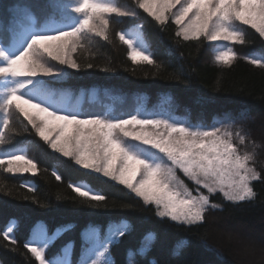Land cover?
<instances>
[{
	"label": "trees",
	"instance_id": "1",
	"mask_svg": "<svg viewBox=\"0 0 264 264\" xmlns=\"http://www.w3.org/2000/svg\"><path fill=\"white\" fill-rule=\"evenodd\" d=\"M115 1L136 5L137 16L110 15L106 33L109 40L93 36L71 55L81 65L79 70L51 61L63 69V74L40 78L47 92L63 94L69 89L98 88L129 95L146 93L152 100L165 94L167 103L208 125L219 117L237 115L232 131L244 127L250 132L245 145L239 147L242 152L253 153L252 166L260 174L252 183L255 195L247 201L233 202L222 193L212 194L211 201L219 208H209L205 219L192 225L159 218L154 204H145L126 186L88 171L71 157L51 149L30 125L29 131H23L27 121L21 115L14 119L13 130L3 131L13 137L10 143L16 145L9 150L23 151L36 162L37 172L8 173L6 166L0 165L1 264H39L25 247L29 240L35 241L33 246L41 245L42 241L36 239L39 231L49 244L47 264H61L60 255L70 241L75 245L71 261L82 264L76 258L87 249L85 238L90 230L120 222L128 225L126 232L130 234L109 246L106 258L114 264H160L165 253L156 246L158 233L152 230L164 233L173 253L168 255L171 264H264V67L251 63L254 58L264 60V37L250 26H242L243 44L212 42L204 37L185 41L176 35L180 26L171 13L160 24L139 8L137 0ZM16 3L0 0V14L5 9L11 12L10 6ZM35 22L33 18L32 25ZM121 32L126 39L140 37L141 48L151 53L153 63L139 57L132 61L131 48L119 39ZM227 50L235 53L232 60L224 63L216 59ZM89 63L93 68L86 67ZM77 186L104 195L105 201L100 203L109 207H93L98 202L91 195L80 196L75 192ZM240 226L251 231L245 233ZM6 229L16 238L15 244L4 238ZM105 240L100 237V245ZM179 253L183 255L178 262L175 254Z\"/></svg>",
	"mask_w": 264,
	"mask_h": 264
},
{
	"label": "snow or ice",
	"instance_id": "2",
	"mask_svg": "<svg viewBox=\"0 0 264 264\" xmlns=\"http://www.w3.org/2000/svg\"><path fill=\"white\" fill-rule=\"evenodd\" d=\"M137 4L160 24L167 19L165 12L180 4L171 15L180 26L176 35L185 41L204 37L212 42L243 44L242 26H250L264 37V0H184L182 4L181 0H137ZM10 7L11 12L5 9L0 14V129L13 130L14 119L22 115L27 121L23 131H29L30 125L51 149L71 157L84 169L126 186L145 204H154L157 217L173 222L192 225L203 221L209 208H219L218 204H210L209 195L199 189L195 195L189 191L177 179V168L209 194L222 193L227 201H247L255 195L251 182L258 180L260 174L252 166L253 153L240 150L250 135L244 127L236 132L216 125L205 130L174 118L172 111L160 118L139 114L82 116L79 111H57L38 99H51L40 78L63 74V69L51 61L79 70L81 65L71 57L76 47L91 41L93 36L109 40V20L104 14L135 17V11H123L110 0H17ZM22 18H34L36 22L24 27ZM119 39L131 48L132 61L139 57L153 63L151 53L141 48L140 37L126 39L121 32ZM234 55L227 50L216 59L227 63ZM251 63L264 67V60L254 58ZM86 67L91 69L93 64ZM128 138L140 143H130ZM12 139L7 131H0V165H5L8 173H34L37 165L31 159L23 152L9 150L16 148L10 143ZM261 139L264 140V132ZM19 161L28 166H16ZM75 192L82 197L91 195L98 202L93 207H109L100 203L105 201L104 195L91 194L79 186ZM127 228L125 223L112 229L103 246L91 250L82 264H101L100 258H104L102 264H114L106 258L109 246L129 235ZM152 231L158 233L156 246L165 253L160 264H171L168 255L173 253L164 233ZM4 238L12 244L17 242L7 229ZM36 238L42 241L39 247L33 246L34 240L26 241L25 247L39 264H47L48 241L43 234H36ZM69 244L74 248V242ZM175 255L179 262L183 253ZM63 264L75 262L65 259Z\"/></svg>",
	"mask_w": 264,
	"mask_h": 264
},
{
	"label": "rangeland",
	"instance_id": "3",
	"mask_svg": "<svg viewBox=\"0 0 264 264\" xmlns=\"http://www.w3.org/2000/svg\"><path fill=\"white\" fill-rule=\"evenodd\" d=\"M110 2L120 7L123 11H135L138 14V10L136 9L137 6L132 5L129 1L123 2L121 4H119L115 0H110ZM183 2L184 0H181V4ZM179 7L180 4H176L174 7L170 8L169 11L165 12V16L168 17L169 13L176 12L179 9ZM113 14L116 13H107L104 14V16L106 19H108L109 16ZM21 23L24 27H30L32 25L31 20H28L26 18H22ZM72 54L73 53H71V55ZM53 65H55V63ZM48 93L50 94L51 99H47V98H38V99H40L42 103L47 104L49 107L57 111H68V112L79 111L82 116H87L88 114H92V113L105 115V116H122V117H128L129 114H139L142 117L149 116V117L160 118L166 116L170 111H172L175 112L174 118L182 119L185 121L186 124H191L195 127H199L205 130L210 129L213 125H216L228 131H232L231 127L235 122V117H237V115H233V116L226 115L224 117H219L215 119L211 125H208L205 124L202 119L199 120L192 119V117L189 114H187L184 111H180L179 107H177L176 105L167 103L165 100L166 97L165 94H161L159 97H156L155 100H152V97L150 98V96L146 93H139V94L137 93V94L129 95L119 90H115L112 92H103L98 88L93 90L85 89L83 91H77L76 89H69L66 90L63 94L50 93V92ZM52 101L55 102L53 103ZM3 130L4 129H0V131ZM128 140L130 143L133 144L140 143L137 141H132L131 138H128ZM26 158L31 159L27 156ZM31 160L33 161V163L36 164V162L33 159ZM16 166L24 167L28 165H25L23 161H19L17 162ZM79 166L83 168V166L81 165ZM86 170L96 173L94 172V170H90V169H86ZM36 172H37V168L34 171V173ZM14 174H25V173L15 172ZM96 174L102 176L105 179L111 180L110 178L104 177L100 173H96ZM175 174L177 179L181 181L189 191H192L194 195L198 194L197 189H199V192H203L205 195H209L210 204L213 203L211 201V195L216 193L209 194L207 190L203 188L202 185L197 186L195 182L190 177L185 175L183 171L179 168L175 170ZM253 182L254 181L251 182V187ZM233 202H239V201H233ZM121 224H125V222L114 223L108 226L93 227L90 230V233H88V238L87 237L85 238V241L87 243V249L81 251V255L77 257L76 260L79 261V263L85 261L88 258V256L91 254V250H95L99 247H102V245H100L99 238L102 237L103 239H108L111 235V230L112 229L115 230ZM240 228L246 231L245 233H247V231L249 230L251 231V229H247L243 226H240ZM37 234H42V231H39ZM65 252L68 253L67 256L64 254ZM72 252H73L72 245H68V247L64 248L63 253L60 255L59 262L63 264V261L65 259L71 260ZM251 253L250 256H252Z\"/></svg>",
	"mask_w": 264,
	"mask_h": 264
}]
</instances>
